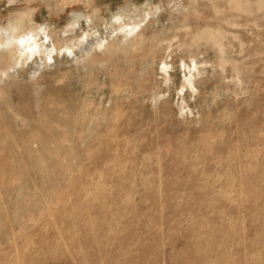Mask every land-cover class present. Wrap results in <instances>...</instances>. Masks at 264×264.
<instances>
[{"label": "rangeland", "instance_id": "obj_1", "mask_svg": "<svg viewBox=\"0 0 264 264\" xmlns=\"http://www.w3.org/2000/svg\"><path fill=\"white\" fill-rule=\"evenodd\" d=\"M0 40V264H264V0H0Z\"/></svg>", "mask_w": 264, "mask_h": 264}, {"label": "bare ground", "instance_id": "obj_2", "mask_svg": "<svg viewBox=\"0 0 264 264\" xmlns=\"http://www.w3.org/2000/svg\"><path fill=\"white\" fill-rule=\"evenodd\" d=\"M16 35V34H15ZM14 40H15V38H14ZM1 41V40H0ZM27 41H26V38H24V40L22 41L21 40V42H20V45H22L23 47H25L26 48V52H27V56H31L33 53H34V51H32V49L34 50V45L33 44H30V43H26ZM3 45H5V44H3ZM15 45V44H14ZM39 45V44H38ZM37 45V46H38ZM35 54V53H34Z\"/></svg>", "mask_w": 264, "mask_h": 264}]
</instances>
